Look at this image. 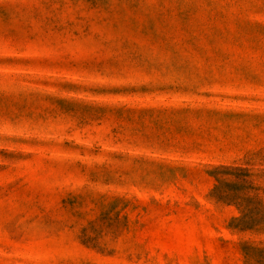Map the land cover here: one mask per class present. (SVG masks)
I'll use <instances>...</instances> for the list:
<instances>
[{"label":"rangeland","instance_id":"rangeland-1","mask_svg":"<svg viewBox=\"0 0 264 264\" xmlns=\"http://www.w3.org/2000/svg\"><path fill=\"white\" fill-rule=\"evenodd\" d=\"M0 264H264V0H0Z\"/></svg>","mask_w":264,"mask_h":264}]
</instances>
